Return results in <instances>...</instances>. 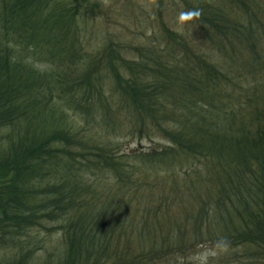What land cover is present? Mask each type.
I'll use <instances>...</instances> for the list:
<instances>
[{"label":"trees","instance_id":"trees-1","mask_svg":"<svg viewBox=\"0 0 264 264\" xmlns=\"http://www.w3.org/2000/svg\"><path fill=\"white\" fill-rule=\"evenodd\" d=\"M162 2L122 43L97 0H0V264H264V0Z\"/></svg>","mask_w":264,"mask_h":264},{"label":"rangeland","instance_id":"rangeland-1","mask_svg":"<svg viewBox=\"0 0 264 264\" xmlns=\"http://www.w3.org/2000/svg\"><path fill=\"white\" fill-rule=\"evenodd\" d=\"M100 2L101 8L105 15L100 16L94 21H89V24H93L91 29H99L102 31L105 27H109V30L114 31L116 34H119V41L122 43H128L130 40L133 43H144L146 37L150 32L156 29L158 20H156L157 11L155 9L156 0H97ZM181 0H164L162 2L163 9V20L170 26L182 29L187 25V19L181 17L179 20L177 17V9L180 8ZM141 9L147 11V14L144 18V12H141ZM181 9V8H180ZM109 19V20H108ZM105 20H108V26L104 23ZM177 25L175 26V23ZM184 30V29H182ZM104 33V32H103ZM132 33H137L139 36L133 38ZM136 35V34H135ZM87 38V37H85ZM83 38V39H85ZM145 39V40H144ZM85 41V40H82ZM93 44V43H91ZM85 48H89V42L83 44ZM98 44H95L97 46ZM23 57V56H21ZM25 57L27 55L25 54ZM30 64V63H28ZM157 137V136H156ZM155 137V138H156ZM158 138V137H157ZM160 139V138H158ZM154 138L152 142H154ZM152 142L148 140H143L140 142L142 147L149 149L152 145ZM136 143L130 142L129 147H135ZM175 210L173 214H178ZM57 235H53V241L56 239ZM242 251V249H241ZM229 252V251H228ZM227 254V253H226ZM229 255V253H228ZM223 256V250L214 248V247H200L197 250L193 251V254L186 255L184 258L176 257L170 258L165 264H221V257ZM246 259L232 260L230 264H245Z\"/></svg>","mask_w":264,"mask_h":264},{"label":"clouds","instance_id":"clouds-1","mask_svg":"<svg viewBox=\"0 0 264 264\" xmlns=\"http://www.w3.org/2000/svg\"><path fill=\"white\" fill-rule=\"evenodd\" d=\"M188 14H189V13H183L182 16H183V15H188Z\"/></svg>","mask_w":264,"mask_h":264}]
</instances>
